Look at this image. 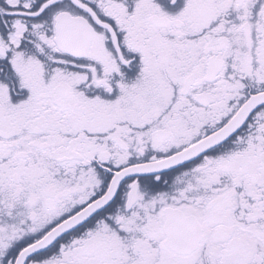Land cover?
<instances>
[{
	"label": "snow or ice",
	"instance_id": "snow-or-ice-1",
	"mask_svg": "<svg viewBox=\"0 0 264 264\" xmlns=\"http://www.w3.org/2000/svg\"><path fill=\"white\" fill-rule=\"evenodd\" d=\"M0 264H264V0H0Z\"/></svg>",
	"mask_w": 264,
	"mask_h": 264
}]
</instances>
